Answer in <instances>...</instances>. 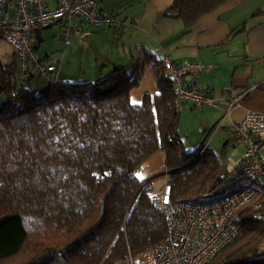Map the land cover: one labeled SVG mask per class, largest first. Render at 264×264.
I'll use <instances>...</instances> for the list:
<instances>
[{"label":"trees","instance_id":"16d2710c","mask_svg":"<svg viewBox=\"0 0 264 264\" xmlns=\"http://www.w3.org/2000/svg\"><path fill=\"white\" fill-rule=\"evenodd\" d=\"M227 1L174 0L160 16L188 31ZM110 66L97 80L58 79L37 95L13 54L0 60V264L124 263L165 235L145 183L166 175L171 202L203 205L237 170L209 147L183 149L181 108L158 61L150 64L157 92L137 104L129 96L144 64ZM157 151L166 173L139 180L135 171ZM239 214V235L206 264H264L262 209Z\"/></svg>","mask_w":264,"mask_h":264},{"label":"built area","instance_id":"2783aa9c","mask_svg":"<svg viewBox=\"0 0 264 264\" xmlns=\"http://www.w3.org/2000/svg\"><path fill=\"white\" fill-rule=\"evenodd\" d=\"M122 24L114 15L102 13L97 0H0V40L10 46L20 80L37 75L53 85L59 79L55 64L36 57L42 30L58 27V38L67 47L72 39L80 42L88 37V28L119 30ZM161 66L163 75L172 83L176 108H217L219 99L212 91L190 89L182 83L185 75L201 71L200 64L184 61L177 65L166 56ZM238 101L233 102L234 106ZM228 131L233 147L242 152L238 172L261 179L263 187L252 186L253 189L208 204L192 205L171 202L170 185L166 182L160 187L145 183L142 191L163 216L165 235L138 257H129L126 264H206L239 235L241 208L262 209L264 222V112H245L230 124Z\"/></svg>","mask_w":264,"mask_h":264},{"label":"crops","instance_id":"0c3cea01","mask_svg":"<svg viewBox=\"0 0 264 264\" xmlns=\"http://www.w3.org/2000/svg\"><path fill=\"white\" fill-rule=\"evenodd\" d=\"M97 1L104 14L116 17L117 12L112 8L122 9L125 14L123 19H118L123 24L115 34L100 28L96 35L99 28H88L90 35L79 42L81 46L92 44L91 47L101 50L102 63L127 67L145 53L152 56L149 65L154 60L161 64L166 56L177 65L184 61L198 63L201 71L185 75L182 83L190 89L213 92L219 99L217 109L224 112L221 121L226 129L247 111L264 112V88L257 87L264 83V66L263 75L256 80L250 67L251 59H264V0H229L200 18L188 31L183 30L180 22L160 16L174 0ZM255 11L257 15L251 18ZM238 26L241 28L237 29ZM95 71L98 78L108 70L95 68L91 76H95ZM149 82L153 89L145 94L156 93L154 80ZM236 100L239 101L234 106ZM164 161L165 154L157 151L135 171L136 177L143 180L166 173ZM151 183L154 185L155 181Z\"/></svg>","mask_w":264,"mask_h":264},{"label":"rangeland","instance_id":"374dc122","mask_svg":"<svg viewBox=\"0 0 264 264\" xmlns=\"http://www.w3.org/2000/svg\"><path fill=\"white\" fill-rule=\"evenodd\" d=\"M112 9L117 12V19L120 20L124 18L125 14L122 9ZM240 28L241 26H238L237 29ZM102 29H97L96 35L99 34ZM105 29L111 30L113 34L117 32L115 28ZM109 35L112 36L111 34ZM109 38L111 42H113L112 37ZM91 39H93V36L88 40ZM90 45L81 46L79 41L72 39L71 45L65 47L58 38V27L52 26L49 29L41 31L40 41L36 46L35 54L38 59L50 64H55L58 67L57 72L60 80L94 81L97 80L98 74V71H95V76H91L95 68L109 70L111 66L110 64L102 63L100 61L102 55L101 50L97 51ZM97 46L100 45L98 44ZM11 55L12 50L10 46L0 40V60L3 63H7L11 60ZM250 63V67L253 68L251 71H253L255 80L260 79L261 75H263V57L256 60L251 59ZM103 64L106 66L103 67ZM136 64H144V67L140 85L133 89L129 96L130 102L134 104L140 103L145 93L152 92L151 90L153 88H151L149 81L154 80V75L152 73L148 75L147 73L148 71L153 72V70L147 63L145 54H142L141 59L133 61L130 67H134ZM23 83L27 88H34L35 94L37 95L44 93L48 88V84L37 75H34L29 81H24ZM258 86H261L259 88H264V83L257 85V87ZM190 108L191 107L183 106L180 110L178 133L183 149L189 152L197 148L209 147L211 152L214 153L221 162L227 163L229 169L238 165L242 152L240 149L233 147L231 134L228 129H226V124H223V120L221 121L224 112L209 106ZM166 178V175L156 177L152 180L155 181L154 186L158 187L162 185L167 180ZM246 185L262 188L263 181L254 178L250 174H240L238 170L235 169L223 184L217 187L213 192L203 196L201 202L203 204H208L216 201L219 197L234 193ZM122 264L126 263L124 262Z\"/></svg>","mask_w":264,"mask_h":264}]
</instances>
